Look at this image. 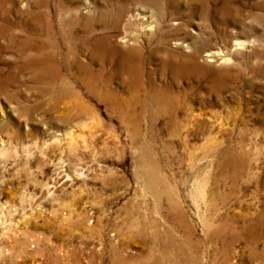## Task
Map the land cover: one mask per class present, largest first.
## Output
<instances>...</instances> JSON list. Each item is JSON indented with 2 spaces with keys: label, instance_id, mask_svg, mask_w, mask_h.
I'll return each instance as SVG.
<instances>
[{
  "label": "rangeland",
  "instance_id": "obj_1",
  "mask_svg": "<svg viewBox=\"0 0 264 264\" xmlns=\"http://www.w3.org/2000/svg\"><path fill=\"white\" fill-rule=\"evenodd\" d=\"M152 1L0 0V264H264V0H229L238 26L219 20L220 0ZM137 14L156 24L131 28L141 87L116 57L95 87L81 83L91 40L128 48L123 27ZM72 16L83 20L76 57ZM160 31L180 58L199 50L181 76L150 53ZM50 41L55 79L34 63ZM156 89L175 99L164 111Z\"/></svg>",
  "mask_w": 264,
  "mask_h": 264
},
{
  "label": "bare ground",
  "instance_id": "obj_2",
  "mask_svg": "<svg viewBox=\"0 0 264 264\" xmlns=\"http://www.w3.org/2000/svg\"><path fill=\"white\" fill-rule=\"evenodd\" d=\"M194 2H200V5L203 6L204 8L209 6V2H215L216 0H193ZM222 2L220 8L216 11V14L219 16V20L223 23H229L234 26H238V23L242 22V20L237 17L234 18L231 17V14H229L230 9L228 8V3L229 0H220ZM148 6L152 8H158L156 4L153 3L152 0H147ZM170 2V1H169ZM74 12V11H73ZM124 14V9L123 7H118V10L115 14L111 16V21H112V28L115 29L116 31L119 30L122 22ZM72 15V14H71ZM99 19L104 22V20L108 19V16L103 15L102 13H99ZM73 17V16H72ZM138 18L130 19L128 23L124 24V31H123V36L121 37V43H126L128 48H122L119 46V44L116 43L112 38L113 36L105 35V36H100V37H95L91 40L90 44V50H89V62L88 63H79L77 67L80 68L82 75L79 78V81L87 86L90 87H95L96 84H99L102 79V70L106 63H109L110 58L116 57V62H117V68L118 72L121 74H124L127 78V82L129 86L131 87L132 90L137 91L141 87V78L143 76V53H142V48L139 47L137 44L140 43L139 36L131 31V28L135 25H139L142 27L144 30H154L156 29V24H154L153 18H151V15L145 17L137 14ZM37 19H39L37 17ZM80 19V18H79ZM76 16L73 17L70 20H67L65 22V27H68V30H70L69 34L66 38H68V43H69V48L67 50V53L69 55H75L76 51L75 48L77 47L76 43H74L75 35L71 31L79 22H83V20H79ZM149 19H152L151 22H148ZM173 20V16L171 18ZM84 21L91 26L92 19H84ZM145 21V22H144ZM63 22V21H62ZM138 24H137V23ZM174 28H171L170 31L173 30H179L180 29V23L178 22H172ZM84 26H87L84 24ZM46 27V32L51 36L52 29L50 28V25L47 24ZM80 27V26H79ZM1 29V27H0ZM87 29V28H86ZM1 31V30H0ZM169 32V31H168ZM168 32L166 31H160L157 33V40L154 43L155 48L150 51L152 55H158L160 54V64L161 68L164 70H168L170 73H172L174 76H181L185 72L184 69L187 67H193L195 65V60L199 56V50L194 47H189L186 46V48L189 50V55L186 56L185 58L177 56V54L169 49V44L168 41ZM63 33V32H62ZM61 33V34H62ZM91 33H88L90 35ZM121 35V34H120ZM63 37V34H62ZM90 37V36H89ZM87 38V37H85ZM116 38V37H114ZM191 39H195V37H191ZM66 40V39H65ZM77 40V39H76ZM179 39L174 40V48L179 47L182 44L179 42ZM25 42V41H24ZM79 43V42H78ZM85 41L80 42L78 45L81 46H87L88 44H85ZM131 47H130V46ZM147 45V44H146ZM237 46L242 45L238 40H236ZM50 46L52 48L51 54L45 53L43 54L45 47ZM84 49V48H83ZM204 49V48H203ZM42 50V55L38 56L37 59L34 60V63H38L39 65L43 66V71L42 74L44 77L50 78V79H55L56 77L59 76V68L57 65H55V56L56 54L60 51V47L53 41L48 42V44H44L40 46L39 51ZM201 51V50H200ZM148 55V54H147ZM220 54H215L211 53L208 55V57L215 58ZM76 57V55H75ZM222 57V56H221ZM220 57V59H222ZM218 58V57H217ZM33 60V59H32ZM228 59L224 58V62H226ZM75 62V61H74ZM115 62V63H116ZM49 63L53 65V68H49ZM112 63V62H111ZM96 65L98 67V70L94 71L91 66ZM74 66V65H73ZM194 70V69H193ZM118 75V74H117ZM105 78V77H104ZM107 79V78H105ZM103 85V84H102ZM99 92V91H98ZM97 92V93H98ZM133 92V91H132ZM154 94V97L152 98L155 102L156 105H161V109L164 111L169 108L171 101L173 98L170 97V94L168 93L167 90L161 91L160 89H156ZM99 95L103 98H114L116 95L115 94H110V92L106 93V95H102L99 93ZM135 98V97H133ZM175 100V99H173ZM117 105V103H116ZM175 106V105H174ZM170 110V109H169ZM167 112V111H166ZM180 253V249L178 251ZM118 261L123 262V258L119 257L117 258Z\"/></svg>",
  "mask_w": 264,
  "mask_h": 264
}]
</instances>
